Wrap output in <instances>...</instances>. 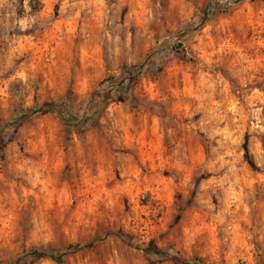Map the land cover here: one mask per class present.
<instances>
[{
	"label": "clouds",
	"instance_id": "1",
	"mask_svg": "<svg viewBox=\"0 0 264 264\" xmlns=\"http://www.w3.org/2000/svg\"><path fill=\"white\" fill-rule=\"evenodd\" d=\"M0 264H264V0H0Z\"/></svg>",
	"mask_w": 264,
	"mask_h": 264
}]
</instances>
